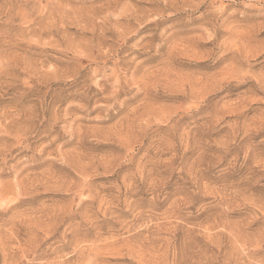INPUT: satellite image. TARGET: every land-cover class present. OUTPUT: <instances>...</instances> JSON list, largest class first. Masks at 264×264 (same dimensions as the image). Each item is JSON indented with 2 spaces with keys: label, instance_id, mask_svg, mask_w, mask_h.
Masks as SVG:
<instances>
[{
  "label": "rangeland",
  "instance_id": "rangeland-1",
  "mask_svg": "<svg viewBox=\"0 0 264 264\" xmlns=\"http://www.w3.org/2000/svg\"><path fill=\"white\" fill-rule=\"evenodd\" d=\"M0 264H264V0H0Z\"/></svg>",
  "mask_w": 264,
  "mask_h": 264
}]
</instances>
